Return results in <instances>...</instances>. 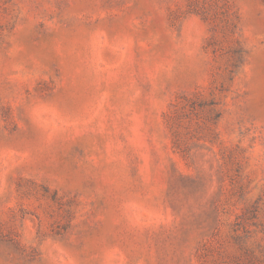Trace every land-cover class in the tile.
<instances>
[{
  "label": "rangeland",
  "instance_id": "rangeland-1",
  "mask_svg": "<svg viewBox=\"0 0 264 264\" xmlns=\"http://www.w3.org/2000/svg\"><path fill=\"white\" fill-rule=\"evenodd\" d=\"M0 264H264V0H0Z\"/></svg>",
  "mask_w": 264,
  "mask_h": 264
}]
</instances>
